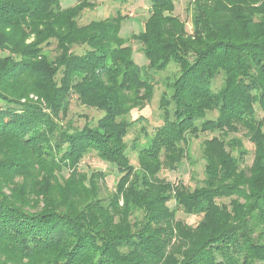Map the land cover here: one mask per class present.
Instances as JSON below:
<instances>
[{"label": "trees", "instance_id": "1", "mask_svg": "<svg viewBox=\"0 0 264 264\" xmlns=\"http://www.w3.org/2000/svg\"><path fill=\"white\" fill-rule=\"evenodd\" d=\"M63 1L0 0V264H264V0H188L191 32L180 0H148L145 29L130 38L121 17L79 24L102 0ZM173 62L163 125L132 145L136 168L125 140L141 119L128 117ZM73 96L104 113L95 125L65 122ZM205 133L219 137L203 143L201 186L157 177ZM91 153L120 174L108 197L107 173H80ZM180 211L201 220L189 226Z\"/></svg>", "mask_w": 264, "mask_h": 264}, {"label": "rangeland", "instance_id": "2", "mask_svg": "<svg viewBox=\"0 0 264 264\" xmlns=\"http://www.w3.org/2000/svg\"><path fill=\"white\" fill-rule=\"evenodd\" d=\"M76 0H64L62 2V8H70L75 6ZM151 4L148 0H126L124 2L115 0H102L94 4L93 8L85 10L80 18L79 24L86 25L92 21L104 20L107 18H122V31L121 36L123 38H130L131 35H138L145 29V23L150 16ZM175 15L182 21L187 23L188 32L192 31L191 12L188 10V0H180L176 5ZM129 44L134 51V60L140 66H147L148 61L142 53H139L140 45L136 41L130 40ZM55 46L49 47L46 51L51 52L54 56ZM78 53H81V49H75ZM179 76V67L176 63H171L165 72L154 75L155 92L154 98L150 104L139 111L134 110L131 112L128 119L130 121H136L141 119L139 123L133 125L128 137L126 138L127 145L129 147L128 156L130 162L134 167L139 166L138 152L132 149V145L135 141L140 144L139 148L145 146L147 142V136L154 133L157 127L163 125V119L161 111L159 109L160 101L163 95L171 94V84ZM222 78L219 77L214 83L212 88L219 90L222 86ZM260 113V111H259ZM104 115L102 111L95 108H88L82 106L77 101L76 97H72L71 106L69 109V116L67 121L74 124L76 128L82 129L87 124L95 125L96 122ZM208 119H216L217 114L215 112L207 115ZM145 133H147L145 135ZM245 132L239 133L237 136L243 140L245 148L248 150V155L245 157V166L250 167L254 160V146L247 140L244 135ZM219 137L218 133H205L200 134L198 138H192L187 145L188 157L182 162L179 169L175 171L163 169L157 177L159 179L166 180L173 184L183 183L189 189L194 190L196 187L201 186L202 181L205 178V160L203 157V143L208 139ZM232 137V136H231ZM102 171L107 173L106 183L102 185L103 197H108L110 192L116 189V184L120 178V174L117 168L107 162L100 160L96 154L91 153L85 156L80 165V173H83L85 177H90L93 172ZM67 175V173H65ZM102 184V182H100ZM221 203H227L228 200H221ZM169 206L173 208L174 202L169 203ZM141 218L142 214H138ZM177 218L184 221L187 225L196 227L200 222L201 217L187 216L183 212H178Z\"/></svg>", "mask_w": 264, "mask_h": 264}]
</instances>
